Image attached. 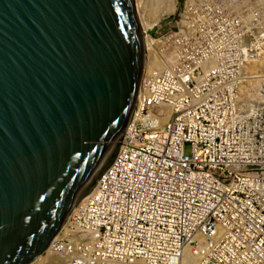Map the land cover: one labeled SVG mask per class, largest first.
Listing matches in <instances>:
<instances>
[{
	"label": "built area",
	"instance_id": "built-area-1",
	"mask_svg": "<svg viewBox=\"0 0 264 264\" xmlns=\"http://www.w3.org/2000/svg\"><path fill=\"white\" fill-rule=\"evenodd\" d=\"M187 1L146 33L121 147L51 243L68 264H264V16Z\"/></svg>",
	"mask_w": 264,
	"mask_h": 264
},
{
	"label": "water",
	"instance_id": "water-1",
	"mask_svg": "<svg viewBox=\"0 0 264 264\" xmlns=\"http://www.w3.org/2000/svg\"><path fill=\"white\" fill-rule=\"evenodd\" d=\"M134 0H0V264L42 255L132 121Z\"/></svg>",
	"mask_w": 264,
	"mask_h": 264
},
{
	"label": "bare ground",
	"instance_id": "bare-ground-1",
	"mask_svg": "<svg viewBox=\"0 0 264 264\" xmlns=\"http://www.w3.org/2000/svg\"><path fill=\"white\" fill-rule=\"evenodd\" d=\"M190 1L191 0H188L187 3L189 4ZM134 4H135V11L138 16L139 22L141 24L142 30L144 31V34L147 32L148 29H151L155 25H157V23L160 20H162L164 17L175 13L177 10V0H134ZM144 42H145L146 53H145L143 73L146 63L147 49L149 48L148 51H150L149 36L144 35ZM147 63L148 64L146 67V72L151 68L152 65V63L149 60H147ZM112 159L109 161V163L112 161ZM109 163L106 165V167L109 165ZM106 167H104L98 174H96L86 183V186L83 189L78 202L83 201V199L94 189L101 172ZM72 213L73 212H71V214ZM71 214L69 216H71ZM68 222H69V217L66 221V224H64L63 227H66ZM59 233L56 234V236L53 239H55L56 237L59 238L62 235L61 233L60 234ZM51 243L44 254L40 255L37 259H35L33 262L29 264H68V261L66 259H61L59 256L54 255V253L50 249ZM195 261H196L195 258L189 257L187 264H194ZM130 264H144V263L141 261H136Z\"/></svg>",
	"mask_w": 264,
	"mask_h": 264
},
{
	"label": "rangeland",
	"instance_id": "rangeland-1",
	"mask_svg": "<svg viewBox=\"0 0 264 264\" xmlns=\"http://www.w3.org/2000/svg\"><path fill=\"white\" fill-rule=\"evenodd\" d=\"M219 1L223 2L225 5L232 7V9L234 11H238V10L245 11L247 8L255 6L262 11V12L260 11L259 16L260 17L264 16V0H262V1L261 0H219ZM183 3H184V0H180V1L177 0L176 12L169 15V16L164 17L162 20H160L157 23V25H155L152 29H148L147 31L152 33V34H154V33L157 34V33H163V32H170V31L174 30L175 29V19L178 16V13H179L180 9L182 8ZM261 25L263 26L264 24H261ZM146 33L144 35L148 36ZM147 64L148 63H147V55H146V63H145L144 73L146 72ZM190 149H191L190 144H187L186 145V151L190 152Z\"/></svg>",
	"mask_w": 264,
	"mask_h": 264
},
{
	"label": "crops",
	"instance_id": "crops-1",
	"mask_svg": "<svg viewBox=\"0 0 264 264\" xmlns=\"http://www.w3.org/2000/svg\"><path fill=\"white\" fill-rule=\"evenodd\" d=\"M178 1H180V0H178Z\"/></svg>",
	"mask_w": 264,
	"mask_h": 264
}]
</instances>
